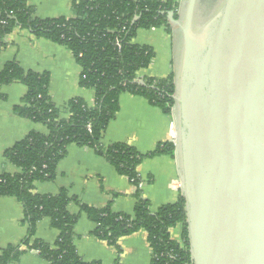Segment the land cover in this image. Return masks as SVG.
I'll return each mask as SVG.
<instances>
[{
  "label": "trees",
  "instance_id": "trees-1",
  "mask_svg": "<svg viewBox=\"0 0 264 264\" xmlns=\"http://www.w3.org/2000/svg\"><path fill=\"white\" fill-rule=\"evenodd\" d=\"M72 18L42 19L25 0H0V52L2 41L14 29L66 47L80 68L78 85L94 92L87 105L74 98L57 107L49 97V75L25 71L18 62H8L0 72V87L19 82L27 88L15 115L46 127L47 133L30 132L4 152V159L16 167L15 174L0 175V197L15 198L23 208L27 234L17 246L0 249V264H11L29 251L38 252L48 264H100L85 262L73 245V227L80 214L95 224L94 238L106 242L117 252L114 264H120L119 241L144 231L151 251V264H192L186 230L184 199L165 205L155 213L142 197L137 168L147 158H174L172 142L159 143L141 154L127 143L104 145L103 135L119 111V97L129 94L145 99L170 118L174 101V74L166 78H144L137 73L147 69L154 59L149 46L133 43L138 30L172 29L167 12L179 19L175 0H72ZM139 19L132 25L135 17ZM141 82L143 84H141ZM70 146L85 147L104 159L115 172L135 187L132 214L114 213L111 203L93 208L70 198L66 190L57 195H41L33 190L36 182L56 177L59 162ZM113 196H116L114 194ZM76 202L79 214H68V205ZM48 218L59 231L57 240L48 245L33 240L36 224ZM182 226L180 243L172 240L170 230Z\"/></svg>",
  "mask_w": 264,
  "mask_h": 264
},
{
  "label": "water",
  "instance_id": "water-1",
  "mask_svg": "<svg viewBox=\"0 0 264 264\" xmlns=\"http://www.w3.org/2000/svg\"><path fill=\"white\" fill-rule=\"evenodd\" d=\"M200 1L166 14L190 261L264 264V0H214L209 12Z\"/></svg>",
  "mask_w": 264,
  "mask_h": 264
},
{
  "label": "crops",
  "instance_id": "crops-1",
  "mask_svg": "<svg viewBox=\"0 0 264 264\" xmlns=\"http://www.w3.org/2000/svg\"><path fill=\"white\" fill-rule=\"evenodd\" d=\"M34 9L35 16L42 19L72 18V0H25ZM178 2V10L184 0ZM2 41L0 72L8 62L16 61L25 71L49 75L48 94L51 101L61 107L71 99H82L91 106L94 102L92 90L79 87L80 68L66 47L34 37L26 30L14 29ZM133 43L149 46L154 59L147 69L137 73V78H166L174 74L177 56V32L169 33L163 27L138 30ZM27 88L14 82L0 87V175L15 174L18 169L4 159V152L30 132L46 134L44 125L15 115L14 108L21 105ZM170 118L145 99L129 94L119 97V111L109 123L102 143H127L141 154L153 151L159 143L170 142ZM175 158L156 156L147 158L137 168L141 180L142 197L150 202V211L177 203L180 191ZM33 190L41 195H57L66 190L70 198L93 208H103L111 203L114 213L132 214L135 206V187L125 177L92 150L70 146L67 155L56 168V177L50 182H36ZM116 194V196H113ZM68 214H79L76 202L68 205ZM22 205L12 197H0V249L17 246L27 234L23 222ZM95 224L85 214H80L73 227V245L77 254L85 261L114 264L116 250L97 238L93 232ZM182 226L170 230V237L180 243ZM59 231L52 227L48 218L36 224L33 240L52 245ZM120 264H151V251L146 233L139 231L119 241ZM11 264H48L36 251L22 254Z\"/></svg>",
  "mask_w": 264,
  "mask_h": 264
},
{
  "label": "flooded vegetation",
  "instance_id": "flooded-vegetation-1",
  "mask_svg": "<svg viewBox=\"0 0 264 264\" xmlns=\"http://www.w3.org/2000/svg\"><path fill=\"white\" fill-rule=\"evenodd\" d=\"M214 0H201L200 1V6L203 12H209L210 8L213 5Z\"/></svg>",
  "mask_w": 264,
  "mask_h": 264
},
{
  "label": "built area",
  "instance_id": "built-area-1",
  "mask_svg": "<svg viewBox=\"0 0 264 264\" xmlns=\"http://www.w3.org/2000/svg\"><path fill=\"white\" fill-rule=\"evenodd\" d=\"M170 133H171V141L170 142H172L173 143V145H174V136H175V132H174V125H173V123L170 121ZM177 183H178V187L180 186V182H179V180L177 181ZM140 186V188H141V184L139 185ZM180 188V187H179Z\"/></svg>",
  "mask_w": 264,
  "mask_h": 264
}]
</instances>
